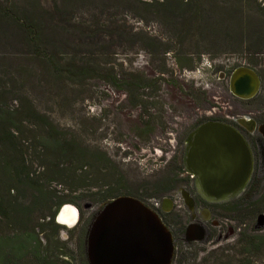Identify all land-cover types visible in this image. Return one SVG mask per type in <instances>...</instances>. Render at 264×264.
Instances as JSON below:
<instances>
[{"label":"rangeland","instance_id":"374dc122","mask_svg":"<svg viewBox=\"0 0 264 264\" xmlns=\"http://www.w3.org/2000/svg\"><path fill=\"white\" fill-rule=\"evenodd\" d=\"M240 64L260 74L251 99L228 89V74ZM0 108L17 116L15 138L7 136L36 185L63 200L59 206L77 209L73 225H59L57 206L52 232L37 225L46 209L30 210L19 224L0 208V234L35 226L48 246L44 263L77 264L85 225L106 193L134 196L157 212L170 197L176 232L188 211L177 195L183 182L170 157L174 140L206 116L264 114V0H0ZM49 137L56 151L45 148ZM1 151L0 163L11 159V149ZM16 190L3 194L28 204L34 192ZM251 201L244 211L213 209L233 232L194 242L187 250L196 261L221 255L228 264H264V255H249L239 240L241 231H264L254 227L264 191ZM179 246L186 249L182 240ZM60 251L67 257H56ZM16 264L40 262L27 255Z\"/></svg>","mask_w":264,"mask_h":264},{"label":"water","instance_id":"95a60500","mask_svg":"<svg viewBox=\"0 0 264 264\" xmlns=\"http://www.w3.org/2000/svg\"><path fill=\"white\" fill-rule=\"evenodd\" d=\"M260 83L258 71L242 64L232 71L229 89L233 95L248 99L258 93ZM261 132L264 134V128ZM185 142L186 172L194 177L195 189L206 202H226L244 190L251 173V155L240 132L223 121L210 120L193 128ZM178 192L185 209L193 215L192 196L184 188ZM66 205L73 207L77 216L74 206L63 203L54 213L59 225L64 224L56 217ZM171 206L172 199L165 196L161 209L168 211ZM254 227H264V212L258 213ZM205 236L204 227L189 223L182 240L190 244L203 241ZM83 254L86 264H171L175 240L154 208L134 196L121 194L92 213L84 231Z\"/></svg>","mask_w":264,"mask_h":264},{"label":"trees","instance_id":"16d2710c","mask_svg":"<svg viewBox=\"0 0 264 264\" xmlns=\"http://www.w3.org/2000/svg\"><path fill=\"white\" fill-rule=\"evenodd\" d=\"M24 29L32 41L33 44L37 42V37L34 33V29L29 26L28 23L24 24ZM82 68L81 70H83ZM18 115V114H17ZM8 110L0 108V150L2 153H6L11 149V159H4L0 163V208L5 209L8 214L7 218L12 219L13 222L21 223L22 217L30 214V210L46 209L48 210L45 214H40L42 218L47 217L44 224L38 223V228L42 231L45 227L54 232L57 228V224L53 222V210L60 203V200H53V194L48 191H43L41 187L36 185L35 179L30 176L28 169H24V159L22 158V151L17 145L8 138V134H11V138H15V134L12 132L15 129V122L18 120ZM17 119V120H16ZM11 129V132L9 131ZM45 148L56 151L59 148L57 141L53 138H46L44 142ZM61 150V149H60ZM62 151V150H61ZM11 168V169H10ZM10 169V170H9ZM14 184L22 186L23 189H28L34 192L28 202V204L21 203L15 198L9 199L6 195L4 196L3 191L6 193L10 190H16L13 188ZM257 194V193H256ZM115 195L106 193L101 196L103 200L109 199ZM255 194L251 193L249 189L245 190L240 196L235 199L226 201L218 206L220 209L227 211H244L247 206L251 204L252 198ZM141 200V199H140ZM70 201V200H69ZM220 205V204H219ZM51 209V211H49ZM45 225V226H44ZM35 226L30 228H22L21 230L13 233L0 234V264H16L21 258L30 255L31 257L39 260L40 264H46L45 258L48 256V246L41 244L38 238V233L34 230ZM175 241V254L171 264H228L229 261L224 262L220 256L211 257L209 259H200L196 261V254L192 255L191 250L192 244L186 243V249H183L179 244L181 243V236L179 233H173ZM239 240L245 245L243 249L251 256L264 255V231L245 233L240 232ZM190 248V249H189ZM189 249V250H187ZM67 257L68 252H58L55 256ZM77 264H86L83 259L82 246L79 252L75 254ZM212 255H209V257ZM63 259V258H62ZM64 262V260H60ZM254 260L247 261L245 264H253Z\"/></svg>","mask_w":264,"mask_h":264},{"label":"flooded vegetation","instance_id":"af4514ba","mask_svg":"<svg viewBox=\"0 0 264 264\" xmlns=\"http://www.w3.org/2000/svg\"><path fill=\"white\" fill-rule=\"evenodd\" d=\"M240 65H242V64H240ZM245 65H247V64H245ZM237 66H239V65H237ZM237 66L232 68V70L228 74V77L226 80L227 85H228V89H229L230 75H231L232 71ZM226 75L227 74L225 71H220L218 74V77L221 80H224V79H226ZM259 76H260V74H259ZM260 80H261V78H260ZM260 86H261V83H260ZM229 91H230V89H229ZM230 93H231V91H230ZM233 96H235V95H233ZM235 97L238 99H242V98H239L237 96H235ZM253 97H251V98H253ZM251 98H248V99H251ZM242 100H246V99H242ZM262 115H264V114H262V111H257L254 113H253V111H250V112L237 113V114H225L224 116H221V115L206 116V117L201 118L200 120L196 121L194 123V125L192 126V128L184 135V137L174 140V142L172 144L173 149L170 151L171 152L170 157H172V158L174 157V162L175 163L177 162L176 163V170H178V171L181 170V172H182L181 173V175H182L181 179L183 182L181 184V186L178 187V191L180 188L186 189L190 193V195L192 196V198L194 200V214L191 215V213L187 212L188 222L185 225V227L189 223H194V224H198V225H201L202 227H204L205 232H206V236H205V239L203 241H192L191 243L205 242L206 240L211 241L214 234L216 235V241H220L222 239H226V238H224V235L228 234L230 232H233V229L230 227V225H227V230H225L224 225L228 224V219L225 216H219L218 218L214 217L215 210H213V209L218 208V206H221V204L224 202H221V203H208V202H206L197 193V191L195 189L194 177L186 172L185 163H184V153H185V147H186L185 139H186L187 134L193 128H195L197 125L204 123L206 121H210V120L223 121V122L229 124L230 126H232L233 128H235L238 132H240L241 135L243 136V138L245 139L246 143L248 144V147L250 150L251 173H250V177H249V179L245 185L244 190L238 196H240L247 189H249L251 191V193L256 195V193H258V190L264 191V134L261 132V129L264 128V116H262ZM184 173H187L188 176H185ZM177 195L180 196L179 192H177ZM238 196H236L235 198H237ZM235 198H233V199H235ZM106 200H108V199H106ZM106 200H104L103 202H105ZM172 207H173V202H172V206L170 207V209L168 211H163L160 208L158 210V213H159L162 221L168 226V228L172 232V235H173V233H179L181 236V239H182L185 227L183 229L179 228L178 231L175 232L173 230V228H171V225H170L171 219L168 216V214L171 211ZM91 215H90V217H91ZM90 217H89V219H90ZM89 219H88V221H89ZM86 225H87V223H86ZM86 225H85V227H86ZM84 231H85V228H84ZM83 237H84V233H83ZM83 237H82V253H83ZM83 259L85 261L84 254H83ZM85 263H86V261H85Z\"/></svg>","mask_w":264,"mask_h":264},{"label":"bare ground","instance_id":"6f19581e","mask_svg":"<svg viewBox=\"0 0 264 264\" xmlns=\"http://www.w3.org/2000/svg\"><path fill=\"white\" fill-rule=\"evenodd\" d=\"M76 218L77 216L74 208L68 205L63 206L56 217L58 222L66 226H71L75 222Z\"/></svg>","mask_w":264,"mask_h":264},{"label":"built area","instance_id":"2783aa9c","mask_svg":"<svg viewBox=\"0 0 264 264\" xmlns=\"http://www.w3.org/2000/svg\"><path fill=\"white\" fill-rule=\"evenodd\" d=\"M156 205H158V204H156Z\"/></svg>","mask_w":264,"mask_h":264}]
</instances>
